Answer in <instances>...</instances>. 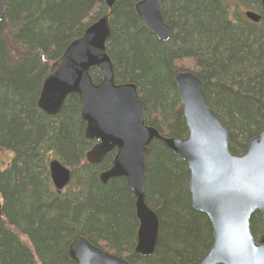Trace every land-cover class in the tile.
<instances>
[{"label":"trees","instance_id":"trees-1","mask_svg":"<svg viewBox=\"0 0 264 264\" xmlns=\"http://www.w3.org/2000/svg\"><path fill=\"white\" fill-rule=\"evenodd\" d=\"M140 1L122 0L110 19L107 52L117 83L136 85L148 126L166 138L185 139L175 76L191 72L228 130L231 152L243 155L264 129V20L256 25L238 14L233 21L224 0H162L171 38L161 42L137 15ZM242 2L264 13L261 0ZM4 3L0 154L10 152L12 158L0 169V264H76L68 248L80 237L130 264H196L212 246L213 229L192 207L185 162L160 142L148 149L146 200L159 217L160 238L152 257H140L134 194L124 179L100 182L115 153L99 165L87 161L96 142L86 139L79 99L70 96L54 118L38 107L52 65L108 13L106 0ZM91 76L95 84L103 80L97 70ZM54 160L71 171L62 191L51 180ZM251 229L256 240L264 235L260 214L252 217Z\"/></svg>","mask_w":264,"mask_h":264},{"label":"water","instance_id":"water-1","mask_svg":"<svg viewBox=\"0 0 264 264\" xmlns=\"http://www.w3.org/2000/svg\"><path fill=\"white\" fill-rule=\"evenodd\" d=\"M121 1L106 0L109 13L73 41L52 65L40 94L39 109L48 117H57L67 99L76 96L86 124V139L98 143L87 160L102 164L116 152L112 167L100 175V181L107 185L110 180L125 179L134 194L139 222L136 255L152 257L160 238L159 217L146 203L145 155L157 141L187 164L192 207L208 218L213 229L212 246L196 264H264V235L256 241L251 229L255 214L264 220V129L249 142L243 155L233 154L228 130L211 111L201 80L190 72L175 76L188 137L165 138L148 127L144 121L147 107L136 85L116 83L115 67L107 54L110 18ZM261 4L264 7V0ZM135 10L159 41L170 40L161 0H142ZM5 17L6 6L0 0V23ZM246 17L255 24L263 18L253 12ZM94 69L103 75L99 85L90 75ZM50 175L59 191L71 181L70 170L58 161L51 162ZM68 254L76 264H130L84 237L69 245Z\"/></svg>","mask_w":264,"mask_h":264},{"label":"rangeland","instance_id":"rangeland-1","mask_svg":"<svg viewBox=\"0 0 264 264\" xmlns=\"http://www.w3.org/2000/svg\"><path fill=\"white\" fill-rule=\"evenodd\" d=\"M228 9L231 10V19L234 21L235 16H238L242 14L245 11H247V9H245L246 7L243 6L244 2H242V0H224ZM236 6V7H235ZM239 6V7H238ZM187 66H190L189 63H186ZM12 158V154L10 152H2L0 154V169L6 167V165L11 161ZM0 203H2L1 199H0Z\"/></svg>","mask_w":264,"mask_h":264},{"label":"flooded vegetation","instance_id":"flooded-vegetation-1","mask_svg":"<svg viewBox=\"0 0 264 264\" xmlns=\"http://www.w3.org/2000/svg\"><path fill=\"white\" fill-rule=\"evenodd\" d=\"M259 14L264 16V13L262 14L261 12H259Z\"/></svg>","mask_w":264,"mask_h":264}]
</instances>
